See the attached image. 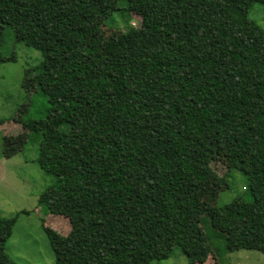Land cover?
<instances>
[{
  "label": "trees",
  "instance_id": "trees-1",
  "mask_svg": "<svg viewBox=\"0 0 264 264\" xmlns=\"http://www.w3.org/2000/svg\"><path fill=\"white\" fill-rule=\"evenodd\" d=\"M255 3L264 6L0 0V62L16 61L2 53L5 33L41 55L27 74L46 99L44 116L22 118L30 95L20 116L0 123L27 131L23 147L40 137L35 161L54 181L37 202L69 227L40 218L54 264H151L175 248L188 264L264 254V27L248 17ZM117 11L125 26L107 27ZM212 150L229 166L217 192L236 169L246 195L220 205L206 190ZM20 213L29 211L0 215V264H15L5 242Z\"/></svg>",
  "mask_w": 264,
  "mask_h": 264
},
{
  "label": "rangeland",
  "instance_id": "rangeland-1",
  "mask_svg": "<svg viewBox=\"0 0 264 264\" xmlns=\"http://www.w3.org/2000/svg\"><path fill=\"white\" fill-rule=\"evenodd\" d=\"M248 17L264 27V6L255 3L250 8ZM126 21L121 11H117L104 23L107 27L122 28ZM112 31L114 29H106L107 34ZM12 52L16 55V61L0 62V120L6 121L8 118L20 116L30 102L28 99L30 95L31 105L22 118L24 120L41 118L44 116L47 102L44 96L35 94L33 81L27 74L28 67L38 63L41 55L39 51L13 41L12 36L5 33L2 53L9 56ZM20 127L10 121L0 123V215L11 216L21 210L29 211L27 214L18 215L12 233L5 242V251L15 264H54L53 254L42 230L40 218H46V222L48 219L51 223L53 221L55 229L61 233L69 230L68 221L59 215L47 218L46 209L38 205V196L53 183L54 178L44 173L35 161L40 137L31 135L23 147L21 144L26 140L27 131ZM1 149H4L3 152ZM210 156V187L208 186L206 190L212 187L211 189L216 191L218 204L222 205L230 201L236 194L246 195L247 190L244 187L248 182L247 177L236 169L231 170L228 177L229 187L217 192L220 179L229 166L223 159L221 151L212 150ZM226 258L223 264H264V254L255 250L233 251ZM151 264H188V262L184 254L175 248L170 257L155 260Z\"/></svg>",
  "mask_w": 264,
  "mask_h": 264
}]
</instances>
